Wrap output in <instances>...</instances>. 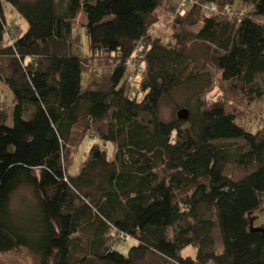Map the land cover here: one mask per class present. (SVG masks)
I'll use <instances>...</instances> for the list:
<instances>
[{"label": "trees", "instance_id": "trees-1", "mask_svg": "<svg viewBox=\"0 0 264 264\" xmlns=\"http://www.w3.org/2000/svg\"><path fill=\"white\" fill-rule=\"evenodd\" d=\"M180 9L0 0V255L264 264V0ZM181 91L188 120L164 121ZM23 188L33 199L14 210ZM116 238L136 246L124 255Z\"/></svg>", "mask_w": 264, "mask_h": 264}, {"label": "rangeland", "instance_id": "rangeland-1", "mask_svg": "<svg viewBox=\"0 0 264 264\" xmlns=\"http://www.w3.org/2000/svg\"><path fill=\"white\" fill-rule=\"evenodd\" d=\"M7 19L12 22L13 26H17L21 30L27 29V22L16 12L7 15ZM86 25V19L84 15H80L76 22V29L74 30V43L81 50V52L85 55L87 54L88 45L87 39L85 37L83 27ZM198 29V28H197ZM105 70H109L110 63L108 61L98 62ZM188 98L186 94L181 91L174 94L171 98H167L164 100L161 108V115L164 121H171L174 117H176L177 113L186 108V103ZM33 199L32 191L27 188H23L16 194L13 198L12 207L14 210H20L24 200L30 201ZM259 223V222H258ZM121 242L116 238L114 249L124 255L129 253V250L136 246V242L132 240H128L127 242H123L121 238H119ZM184 256H192L196 255V250L194 248H188L183 253ZM22 263V264H39V260L24 250L20 254L17 255H0V264H14V263ZM136 264H167L162 261L159 257L154 255H148L146 258L139 259Z\"/></svg>", "mask_w": 264, "mask_h": 264}, {"label": "water", "instance_id": "water-1", "mask_svg": "<svg viewBox=\"0 0 264 264\" xmlns=\"http://www.w3.org/2000/svg\"><path fill=\"white\" fill-rule=\"evenodd\" d=\"M177 118L182 121H186L189 118V110L188 109H182L177 113ZM258 231H262V229H259Z\"/></svg>", "mask_w": 264, "mask_h": 264}, {"label": "built area", "instance_id": "built-area-1", "mask_svg": "<svg viewBox=\"0 0 264 264\" xmlns=\"http://www.w3.org/2000/svg\"><path fill=\"white\" fill-rule=\"evenodd\" d=\"M187 2H188V0H181L180 15H182V16L185 14L184 8L186 7ZM163 29H164V27H163ZM130 81H133V77L130 78Z\"/></svg>", "mask_w": 264, "mask_h": 264}, {"label": "crops", "instance_id": "crops-1", "mask_svg": "<svg viewBox=\"0 0 264 264\" xmlns=\"http://www.w3.org/2000/svg\"><path fill=\"white\" fill-rule=\"evenodd\" d=\"M260 221H261V223H262L264 220H263V219H261Z\"/></svg>", "mask_w": 264, "mask_h": 264}]
</instances>
